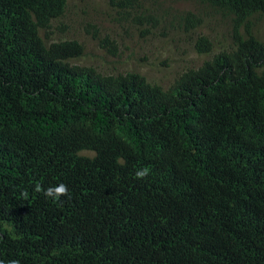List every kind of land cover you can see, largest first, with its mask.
<instances>
[{"label":"trees","instance_id":"1","mask_svg":"<svg viewBox=\"0 0 264 264\" xmlns=\"http://www.w3.org/2000/svg\"><path fill=\"white\" fill-rule=\"evenodd\" d=\"M177 1L219 16L230 42L164 88L51 41L69 0H0L3 264H264V0ZM108 2L147 18L138 0ZM60 183L58 202L35 191Z\"/></svg>","mask_w":264,"mask_h":264},{"label":"rangeland","instance_id":"2","mask_svg":"<svg viewBox=\"0 0 264 264\" xmlns=\"http://www.w3.org/2000/svg\"><path fill=\"white\" fill-rule=\"evenodd\" d=\"M138 1L148 11L140 25L125 19V13H120L123 10L111 6L108 0H69L63 15L51 23L50 40H78L85 48L78 63L104 72L138 71L164 88L184 70L198 67L229 46L230 26L203 7L177 0ZM186 10L199 16L202 24L188 29V23L178 20ZM198 35L213 42L212 51L195 50ZM99 38H108L113 45L101 47ZM114 46L119 57L109 52Z\"/></svg>","mask_w":264,"mask_h":264},{"label":"clouds","instance_id":"3","mask_svg":"<svg viewBox=\"0 0 264 264\" xmlns=\"http://www.w3.org/2000/svg\"><path fill=\"white\" fill-rule=\"evenodd\" d=\"M150 170L148 168H143L140 170H137L135 173L136 179H145L149 176ZM36 192H43L44 196L46 198H51L54 202H58L60 200L61 196L69 197V189L66 184L60 183L58 185L49 186L47 189H43L41 185H36L35 187ZM22 196L27 199L28 193L25 191L22 193ZM0 264H3L2 261H0ZM9 264H19L18 261H10Z\"/></svg>","mask_w":264,"mask_h":264}]
</instances>
